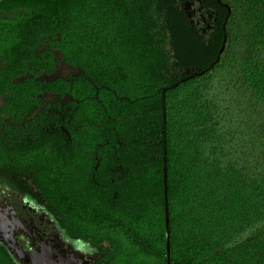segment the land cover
I'll return each mask as SVG.
<instances>
[{
    "label": "trees",
    "instance_id": "16d2710c",
    "mask_svg": "<svg viewBox=\"0 0 264 264\" xmlns=\"http://www.w3.org/2000/svg\"><path fill=\"white\" fill-rule=\"evenodd\" d=\"M0 94L91 264H264V0H0Z\"/></svg>",
    "mask_w": 264,
    "mask_h": 264
},
{
    "label": "flooded vegetation",
    "instance_id": "af4514ba",
    "mask_svg": "<svg viewBox=\"0 0 264 264\" xmlns=\"http://www.w3.org/2000/svg\"><path fill=\"white\" fill-rule=\"evenodd\" d=\"M67 76L57 78L66 79ZM57 96L46 92L42 99L52 101ZM4 100L5 96L0 94V122L2 120L3 125L10 128L7 138L28 139L27 134L16 133L12 129L15 128L14 120L3 113ZM39 107L42 104H38L36 112ZM21 123L17 125L21 126ZM33 185L28 183L26 175H0V247L11 264H91L97 250L61 231Z\"/></svg>",
    "mask_w": 264,
    "mask_h": 264
},
{
    "label": "rangeland",
    "instance_id": "374dc122",
    "mask_svg": "<svg viewBox=\"0 0 264 264\" xmlns=\"http://www.w3.org/2000/svg\"><path fill=\"white\" fill-rule=\"evenodd\" d=\"M69 73H71V69L64 62L60 61L56 67L53 76L63 77V76H67ZM89 247L90 246H88V248Z\"/></svg>",
    "mask_w": 264,
    "mask_h": 264
},
{
    "label": "water",
    "instance_id": "95a60500",
    "mask_svg": "<svg viewBox=\"0 0 264 264\" xmlns=\"http://www.w3.org/2000/svg\"><path fill=\"white\" fill-rule=\"evenodd\" d=\"M62 62H64V61H62ZM54 74V73H53ZM53 74L52 75H50V76H45V80H48V81H52V80H55L57 77L56 76H53ZM166 224H167V220H166ZM166 238H167V240H168V233L166 234ZM167 251H169V244H168V241H167Z\"/></svg>",
    "mask_w": 264,
    "mask_h": 264
}]
</instances>
